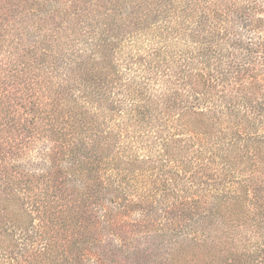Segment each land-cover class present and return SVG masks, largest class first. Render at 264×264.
<instances>
[{
	"label": "trees",
	"instance_id": "obj_1",
	"mask_svg": "<svg viewBox=\"0 0 264 264\" xmlns=\"http://www.w3.org/2000/svg\"><path fill=\"white\" fill-rule=\"evenodd\" d=\"M255 4L107 0L66 57L0 62V264H264Z\"/></svg>",
	"mask_w": 264,
	"mask_h": 264
},
{
	"label": "rangeland",
	"instance_id": "obj_2",
	"mask_svg": "<svg viewBox=\"0 0 264 264\" xmlns=\"http://www.w3.org/2000/svg\"><path fill=\"white\" fill-rule=\"evenodd\" d=\"M106 1L107 0H51L50 4L57 6L60 12L55 13L53 17H48L44 22L42 19L39 20L37 18L35 20L31 18V20L27 22L25 13L21 11H19L21 13L17 14V18H14L15 20H12L10 16L7 18H0V62L3 64L1 68L4 69L6 68L5 65L11 66L17 64L16 62H21L22 59L20 54H23L26 59L32 55V53L25 54V50L32 45L29 35H31V38L35 34L47 35L45 43H48L51 50L50 52L54 53L53 56L50 55L52 58L59 54H61L62 57H66L71 52L72 49H70V47L72 45L74 47H82L81 41L78 40L77 42H73L71 38L75 37L76 34H80L81 36L88 34L90 24L92 23L91 19H94L93 13L96 12L94 11L95 4L100 5V7L98 6L99 9H103L101 5ZM138 1L142 2L144 0H137V2ZM255 1L256 4L254 9L257 15L264 17V0ZM16 2H20V0H16ZM67 11H70L69 15L66 14ZM64 12L65 15H63ZM74 12L75 15H73ZM88 16L90 20L87 19ZM41 24H43L42 27H40ZM262 31H264V29ZM38 52L41 53L40 51ZM12 58H16V60ZM258 65H261L262 70H264V59L258 62L256 66ZM260 76H264L263 71ZM56 78L57 77L53 78V80H56ZM255 80L262 82L261 77H256ZM263 90L264 88L255 93V95L259 96L260 93L262 94Z\"/></svg>",
	"mask_w": 264,
	"mask_h": 264
}]
</instances>
